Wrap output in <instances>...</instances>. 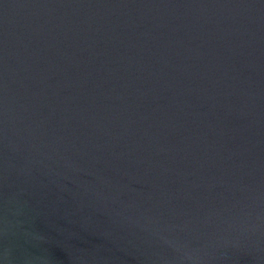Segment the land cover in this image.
Wrapping results in <instances>:
<instances>
[{"label": "water", "instance_id": "95a60500", "mask_svg": "<svg viewBox=\"0 0 264 264\" xmlns=\"http://www.w3.org/2000/svg\"><path fill=\"white\" fill-rule=\"evenodd\" d=\"M0 264H264V0H0Z\"/></svg>", "mask_w": 264, "mask_h": 264}]
</instances>
